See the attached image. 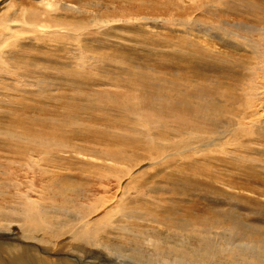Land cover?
I'll return each mask as SVG.
<instances>
[{"label":"bare ground","instance_id":"6f19581e","mask_svg":"<svg viewBox=\"0 0 264 264\" xmlns=\"http://www.w3.org/2000/svg\"><path fill=\"white\" fill-rule=\"evenodd\" d=\"M215 1L235 20L205 19L215 2L182 16L151 72L117 63L138 43L121 31L147 30L146 0L90 17L67 2L0 14V233H22L0 239V264H264L232 192L264 186V14L246 25L236 12L257 6ZM197 197L217 209L181 208ZM61 249L84 254L50 256Z\"/></svg>","mask_w":264,"mask_h":264},{"label":"rangeland","instance_id":"374dc122","mask_svg":"<svg viewBox=\"0 0 264 264\" xmlns=\"http://www.w3.org/2000/svg\"><path fill=\"white\" fill-rule=\"evenodd\" d=\"M142 1L143 0H54V1L53 0H43V2H45V3L40 6L39 2H41V0H1L0 1V14H3L4 12H6V10L8 11L11 8V10H10L12 13L11 17L12 18H18L19 15H21L24 12L23 9L25 10L26 8H27V10H30L31 7L33 9L40 7L41 10H44V8H45V10H47V9L49 10L50 8L54 7L55 5H59V3L67 2L68 4H70L72 6H77V7L82 8V14L80 15L81 17H90L93 14H95L96 12L106 13L107 11H109V9H107V8H112L114 5L120 7V6L129 5L132 3L136 4L138 2L136 5H137V8L139 9V7H140L139 3H142ZM241 1L245 5L252 4V5L257 6L254 9V11H252V12L251 11H245V10H241V11L236 12L237 13L236 19H240L242 23L249 25L250 24L249 19H248L249 16L254 17L255 14L259 13V11H261V14H264V0H241ZM146 2H147V4L145 5V9L147 11L143 10V9H142V11L147 12V15H148L147 21L149 23H148L147 27L145 26L147 30L142 29L141 31H143V32H140V31H135V30L134 31H128L127 29H123L121 31V32L128 33V37H131L132 39L137 40L138 43L136 44V46L133 47V49L130 52V61L121 62L120 60H118L117 63H121L124 66H126L128 64L129 66H132V67L135 65H140L141 63H144V64H148L147 71H150V72L155 71V70L161 71V70H163V67L160 65L161 60H160V57L157 53V52H159L157 49H159V50L163 49V47L161 46L162 41L164 43L170 42L174 47H177L179 40L177 39L178 33H177L176 29H177V24L179 23L180 19L183 18L182 16H186V17L195 16L199 12L196 10L197 7L201 6L204 3H211V2L216 3V1L215 0H146ZM158 3H161V4L157 5ZM216 5H217L216 8H211V9L207 10V12L205 14V19H212L213 15L220 14V15H225V16H220V18H227L231 21L235 20L234 16H231V17L227 16L229 11H225L223 9V4H217L216 3ZM47 6H50V7H47ZM229 13H233V12H229ZM71 15H73V12L71 13ZM150 23H152V24H150ZM23 24H24V22H21V23L17 22V24L15 25V28L19 29L20 28L19 26L23 25ZM168 24H170L172 27H174L175 31L171 30L169 28ZM152 25L155 27H153ZM158 25H160V26L162 25L163 27L159 29V27H156ZM129 26H133L135 28H138L134 25H129ZM183 26L189 27L188 25H183ZM240 34L249 35V33H247L246 31L241 32ZM66 47H67V51L71 50V47L68 44ZM215 48L220 49L224 53L236 55V54H234L233 51H231L230 48H228L226 46L218 45V46H215ZM251 54L254 56V54L251 52H240V53H238V55H241L239 57L247 56L248 60L250 59ZM257 56H261L260 50L257 52ZM42 64L47 65L48 63L44 62ZM169 77L173 80H176V81L178 80V75L176 74L175 71H173ZM218 78H219L218 76H214L213 80L218 79ZM220 79H223L226 81H229V80L233 81L232 78H230V79L229 78H220ZM224 92L227 95L232 97L231 89L226 88ZM8 108L11 109L14 113H18L20 111V109L14 105L8 106ZM89 141L92 142L90 139H89ZM79 142L82 144H86V146H88L89 144L90 145L95 144V142H92V143H89V142L85 143L83 141H79ZM70 151L72 152V154L75 158H78L77 157V154H78L77 150H70ZM19 166L20 165H17V167H19ZM217 168H219V167H217ZM74 172H75V174H78L79 176H82V174H84V171L81 169H77ZM216 178L220 182L222 181L223 178H228V174H227L225 168L220 173V177H216ZM80 183H79V181H77V184H80ZM259 185H260L259 183H257V184L256 183H246V184L242 185V187H239L237 190L235 189L232 192H234L235 194H239L242 197V199L239 200L238 202L243 203V205L245 206V209H243L241 213L243 214V217L246 219V222L248 224H250L251 226L258 224L257 225V228L259 227L258 232L254 231V233L251 235L248 232V236L250 235V236L255 237V238L258 236L257 238L261 237L264 240V221L262 222V221H259L257 219V216L258 217L261 216L260 214L255 215L257 208H258L257 210H259V212L262 211L261 204L256 203L259 196H261V195H259L258 192H256L258 190L257 187H259L261 190H264V186H262V185L259 186ZM225 188H227V187H225ZM227 189H229V188H227ZM182 192H184V191L182 190ZM102 193L105 194L107 192H102ZM178 193H179V191L177 190V194ZM256 198H257V200H256ZM198 199H199V202H198ZM252 201H253V203H252ZM182 203L184 204V206ZM182 203H181V205H182L181 208H184V209L186 208L188 210L190 209L191 205H194L195 208H199V207H202L201 204L203 206H205L206 208H209V209L216 208V206H214V205L212 206V205H210V203L208 204V200H207V202L202 200L201 197H197L196 200L190 199L189 201H184ZM198 203H200V204H198ZM234 203L235 202H232V204H234ZM229 206H231V204L228 205L227 203H224L223 208H228ZM154 215H155V213H149L147 216L153 217ZM248 221H250L252 224ZM12 226L16 227L13 224H12ZM2 227L8 228V226H2ZM8 232L9 231L5 229L3 233H0V239L2 240L3 237L4 238L5 237L21 238V235H22L21 232H19L17 235L9 234ZM22 241H24V240H22ZM29 243H31V242H29ZM62 250L63 249H61V253L58 252L57 250H51L52 253H50V256H62L63 255V256L70 257L73 261H78L79 258H82L83 254H84L82 252L74 253V252H69L67 250H63V251ZM112 256L115 257L114 254ZM88 258L91 259L90 257H88ZM112 263L116 264L113 261H112ZM99 264H106V263L100 261ZM130 264H139V262L136 260H132Z\"/></svg>","mask_w":264,"mask_h":264}]
</instances>
